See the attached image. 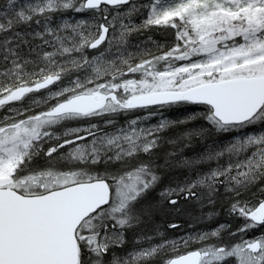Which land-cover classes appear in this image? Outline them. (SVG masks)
<instances>
[{"label":"snow or ice","instance_id":"6c2138e0","mask_svg":"<svg viewBox=\"0 0 264 264\" xmlns=\"http://www.w3.org/2000/svg\"><path fill=\"white\" fill-rule=\"evenodd\" d=\"M0 264H264V0H0Z\"/></svg>","mask_w":264,"mask_h":264}]
</instances>
